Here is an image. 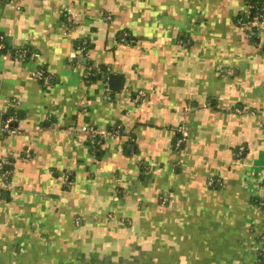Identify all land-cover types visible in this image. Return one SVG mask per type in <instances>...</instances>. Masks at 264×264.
<instances>
[{"label": "crops", "instance_id": "obj_1", "mask_svg": "<svg viewBox=\"0 0 264 264\" xmlns=\"http://www.w3.org/2000/svg\"><path fill=\"white\" fill-rule=\"evenodd\" d=\"M247 10L0 0V264H258L264 22Z\"/></svg>", "mask_w": 264, "mask_h": 264}, {"label": "trees", "instance_id": "obj_2", "mask_svg": "<svg viewBox=\"0 0 264 264\" xmlns=\"http://www.w3.org/2000/svg\"><path fill=\"white\" fill-rule=\"evenodd\" d=\"M255 18L257 19H260L262 21H264V0H248V10L242 14V15H239L237 17V20L239 21V23H245V22H248V21H251V20H254ZM125 36V40L128 42L129 41V37H128V33H124L122 35V37ZM78 47L82 48V51L86 52V50L88 49L89 47V42L88 40H81L78 45ZM3 48V47H2ZM1 48V50H2ZM19 54H16L14 56L16 57H19ZM27 58L28 57V54H27V51H23L22 52V55H21V58ZM94 70V73H92ZM91 75L93 77H96V76H99L100 74H103L102 71H96V69H91L90 71ZM43 75V74H42ZM11 169V166H7L5 167V169ZM3 172V171H2ZM264 201V200H263ZM263 258V259H262ZM261 264H264V256L262 257L261 256Z\"/></svg>", "mask_w": 264, "mask_h": 264}, {"label": "built area", "instance_id": "obj_3", "mask_svg": "<svg viewBox=\"0 0 264 264\" xmlns=\"http://www.w3.org/2000/svg\"><path fill=\"white\" fill-rule=\"evenodd\" d=\"M10 1H15V2H16V1H18V0H10ZM263 22H264V21L255 18L254 20H251V21H248V22H245V23H248V24H250V25H257V24H259V23H263ZM1 46H3L2 43H0V47H1ZM79 49L82 51V48L79 47ZM37 74H38V76H41V75H42V72L39 71V72H37ZM5 128H6V130H8L9 132H13V131H14V129L11 128L8 124L5 125ZM82 129H83L84 131H89V132H91V133H93V134H97V133H99V130L96 129L95 127L84 126ZM7 166H8V165H7V161H1V162H0V168H1V170L3 171V175L5 176V178H8L9 175L11 174V169H9V168L5 169V167H7Z\"/></svg>", "mask_w": 264, "mask_h": 264}, {"label": "water", "instance_id": "obj_4", "mask_svg": "<svg viewBox=\"0 0 264 264\" xmlns=\"http://www.w3.org/2000/svg\"><path fill=\"white\" fill-rule=\"evenodd\" d=\"M110 79H111V81L119 82L120 81V76L113 74V75H111ZM114 87H117V86L114 85Z\"/></svg>", "mask_w": 264, "mask_h": 264}, {"label": "rangeland", "instance_id": "obj_5", "mask_svg": "<svg viewBox=\"0 0 264 264\" xmlns=\"http://www.w3.org/2000/svg\"><path fill=\"white\" fill-rule=\"evenodd\" d=\"M263 256H264V252H263V254H262V257H263ZM262 259H263V258H262ZM260 262H261V259L259 260L258 264H261Z\"/></svg>", "mask_w": 264, "mask_h": 264}]
</instances>
